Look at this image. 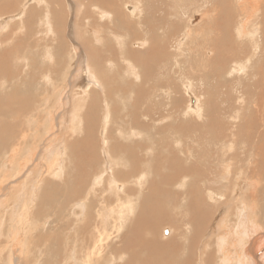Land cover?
Returning <instances> with one entry per match:
<instances>
[{"label":"rangeland","instance_id":"374dc122","mask_svg":"<svg viewBox=\"0 0 264 264\" xmlns=\"http://www.w3.org/2000/svg\"><path fill=\"white\" fill-rule=\"evenodd\" d=\"M101 1L102 0H100V1L99 0H97V1L96 0H4V1L0 0V16H1L0 17V25L2 26V28L0 27V30L6 31V28L8 26L6 32L3 31V34H2V32H0V37H1L0 38V66H1L0 67V75H1L0 76V88L3 87V88H1V91H0V111H2V112H0V114H1L0 115V124H1L0 125V133L5 134V132H7L5 135L0 134V144L3 145V146L0 145V147H2V149L0 148V179H2L0 181V185H2V188L0 187V196L2 197V199L0 198L1 199L0 200V202H1L0 203V249H1L0 253H3V254H0V264H5L8 261V256H9L8 250H10V247H15L14 250L16 251V254H19L18 250H17V248L19 247V244L17 245L16 244L17 242H16L14 246L10 245L11 244L10 242L12 240V235H10V234H14L16 232H17V234L19 233L18 235H20L24 241L25 240L27 241V242H24V246H23L25 249H27V252L23 248V251L25 250L23 252V253H25L24 256H23V254H21V256L19 257L18 263H14V264H35V260H36V264H42V263L43 264H49V262L47 260H49L50 262H53L56 259H57V262L56 263L53 262L54 264H59V263L68 264L70 262L72 264L74 262H75L74 264H77L80 262L81 263L83 262L82 264H86V261H83L84 259L82 260L85 253L82 252L83 248L80 249V245H78L79 242L77 240H79V235H77V234L80 233V231L78 232V230L82 229V227H80L81 223H83V224L86 223V214L90 215V218L95 217V210L97 208V205L100 202V200L102 199V197L104 198L103 190L101 192H97L95 190V187H96V189H99L103 185L102 183L97 185L96 183L97 182L99 183L100 181H97L95 183V181H96L95 178L97 177V175H100L99 173H101V174L106 175V176L101 177V179H99V180H108L110 177H113L117 181H120L122 184L125 181L124 179L117 177L116 175L113 174L116 170L115 169L116 166H115V168H113L112 162H111V166H110L111 168L107 167L108 170H110V169L111 170L109 172H107V174H106V172H105L106 167H104V164L102 163L103 162V150H102V148H104L102 146H103L104 141H106L107 142L106 145L108 146V149H109L111 147V145H115L116 142H120L122 135L127 134L129 132V130H131V129L138 131L140 134H135V131H132L131 133L129 132V134H131V140L126 141L125 143H129L131 141H134L137 138L135 140V143L131 144V145H135V144L140 145L141 144L140 141L145 140L147 142V144L149 145V148H151V152H148L146 154H139V157L136 156L137 152L139 150L136 151L137 149H135L136 155H135L134 160H135V163H137V164L134 166V169L137 168V170H135V171H137V173L138 172L139 173L144 172L145 176H147L148 173H146V172H149L147 170L149 165L156 168V166L161 161L160 167L163 166L165 168V170L163 167L162 168L159 167V169H157V170L160 172V174H158L159 172L157 170L156 171L158 173L155 171L157 173V176H161V174H164L165 176L169 175V176H172L174 178L177 177L178 176L177 173L179 172V168H178L179 164H177V167H176V165H174V167L176 168V169L174 168L176 170L175 171L174 169H172L173 167L171 168L172 170L169 168V166H168L169 163H168V161H166V159H168L167 158L168 155L171 159L176 160L178 157V154L176 155V153L182 152L180 149H179V151H177V150L175 151V149L169 147V145H168L169 142L171 143L172 139H174V138H181L182 139V145H179L175 148H179L180 146H182V147L184 146L183 148H186L185 153L183 152V153H181V155H179L180 158L181 157L183 158L188 153H190V156L188 158L189 160L187 161L188 163L184 162L186 165L187 164H188V166H192V164L193 165H200V163H201V165H200L201 167H199L201 169V171H205V170L207 171V170L212 169V172L214 173L212 181L209 182L208 193L211 194L212 197H217L218 200L213 201L209 196H207V198L205 200V204H206V202H208L206 204V206H207V211L209 212V214L205 215L202 212V209L204 206H202L198 210L197 218L199 221H201L202 225L198 229L196 236L193 234V230H192L191 226L187 225L188 227L187 228L185 227L187 229V231L189 232V234L191 235V237L193 238V240L195 239L194 240L195 244L198 242L199 246L196 249L192 250V253H190L191 250H190V252H188L187 249H185V247L183 245H180L179 249L181 251H184L183 259H185L187 257L191 261L192 264H197V262L195 263L194 260L197 259L198 262L201 261V259H199V256H202L201 255L203 253L202 251H204V249H205L206 253L208 251L207 254L205 253L202 256V259L206 260L205 264H211V263L212 264H264V241H263L264 236L261 237L260 240L259 239L256 240L257 241V243L255 245V248L257 249L256 251L253 250L251 252H245V248L248 249V247H249L248 243L247 242L245 243V241H244V244L247 245V247L243 243H242L243 245L241 244L242 246L241 245L238 246L239 244H236L237 243L236 240L239 238V236H237V234H235L234 230H233L235 224H237L238 217L241 216V213H244L245 218H248V220L250 222L253 219L252 221L254 222L255 225L263 226L261 228L262 231L259 228L258 231L253 233L254 234V235H252L253 238L254 239L258 238V236H259L258 234L262 235V233H264V161L261 162V160H264V138H261L262 136L264 137V107H263L264 106V102H263L264 98H261L262 103L259 102L260 104L258 106V104H257L258 100L254 96H252V92H254L256 89L255 85L251 86V90L247 94L243 93V92H246V90H244L243 92L240 91L241 90V87H240L241 83H243L245 80H246L245 81V83H246L250 79L249 77L251 76V71L256 70V67H255V69H253L249 72V70H250L249 68L253 67L250 65L252 60H250L248 58V56H244V54L242 53L243 47H239V45H241V43L239 42V44H238L237 40L233 39V37L230 38V35L227 34V33H230L232 31L231 30L233 27L232 25L233 24L235 25L237 23V20H239L238 19L239 14L243 13L241 16V18L243 19L245 17L244 13L247 10H249V5H251V3H253L254 1H258V0H254L253 2H252V0L251 1L248 0L249 2L247 0H230V1L229 0H213V2H212V0H209L208 4L206 6L204 3L202 4V6L196 2L191 3V0H163L164 1V4H163L164 10L160 6V8H159L160 10H158V12H155V9H153V8H156L158 6L157 0L156 1L155 0H149V1L143 0V2L141 0H138V2L136 0H132V1L126 0L127 2L125 0H120L119 3H117L118 0H117V2H112V0H105V2H103L104 0L102 2ZM152 1L154 3H152ZM229 2H231V3H229ZM236 2H237V4H236ZM105 3H107V4H105ZM110 3L118 4V10H120V11L117 12L116 5L113 6L114 4L110 5ZM185 4H186V6H185ZM82 5H84V6H82ZM105 5H107V6H105ZM127 5H129V6H127ZM262 5H264V4H262ZM176 6H177V8H180V13L177 16L173 14V11H174ZM245 7H246V9H245ZM240 8H241V10H240ZM113 9L114 10L116 9L115 14L112 12V11H114ZM133 9H134V11H136V12L138 11V12L134 13ZM141 9H143L142 10L143 12L140 11ZM124 10H126L129 15L125 14L126 11H124ZM177 10H179V9H177ZM149 12H150V14H149ZM161 12H162V14H160ZM20 13L22 16L20 15ZM58 13H59V15H58ZM108 13H113V15H114V22L110 23V26L106 24V22L109 20V18L106 17V16H108ZM118 13H120L121 16ZM13 14H14V16H13ZM132 14H135L136 16L134 15V17H132L133 16ZM56 15H57V17H56ZM123 15H125V16H123ZM126 15L129 17H127ZM155 15H157V16H155ZM9 16H10V18H9ZM102 16H104V17H102ZM102 18H103V20H102ZM128 19H129V21H128ZM130 19H131V21H130ZM242 19H240V21ZM120 20L122 23L124 20H125V22L122 24L120 22ZM138 20H140V22H138ZM149 20H150V23H149ZM7 21L10 22V24ZM147 21H148V23H147ZM49 22H50V24H49ZM7 23L9 25H7ZM3 25H6V26H3ZM50 25L52 28L50 27ZM125 25H127V26H125ZM15 26H17V27L15 28ZM21 26H23V27H21ZM53 26H54V28H53ZM64 26H65V28H64ZM75 26H76V28H75ZM48 27H50L49 31L47 30ZM14 28L15 29L18 28V30H15ZM228 28H230V29H228ZM27 29H29V30H27ZM53 29H56V31ZM105 30H107L108 32L106 31V33L104 34ZM226 30H228V31H226ZM188 31L189 32L191 31V33H189ZM115 32H117V33H115ZM7 33H9V34H7ZM45 33H46V35H45ZM54 33H56L57 35ZM110 33H111V35H109ZM47 34H49V36ZM187 34L188 35L191 34V36H188ZM117 35H119V36H117ZM120 35H122L123 37ZM221 35L223 36V38ZM7 36H9V38ZM43 36H45L44 37L45 40L43 39ZM106 36H108V37H106ZM231 36H232V32H231ZM114 37L117 39H115ZM54 38H55V41L51 40ZM56 38L59 39L60 41L57 40ZM82 38L83 39L86 38L90 42L84 43ZM106 38H108V39L106 40ZM109 38L111 40H109ZM156 38H157V41H156ZM9 39H11V40H9ZM38 39H39V42H37ZM76 39H77V42H76ZM91 39H93V41ZM150 39H152V40H150ZM193 39L194 40L197 39L195 42H198V43H195V42L191 43V42H193L192 41ZM95 40H96V42H94ZM147 41H149V42H147ZM108 42H110L109 44L112 43L111 44L112 49H108L109 51L106 50V52L107 51L110 52V56L108 58L112 59L113 61L116 60V63L119 64V65L116 64L115 67L113 66L115 71H111L110 73H111V75L116 74L118 76L117 77L115 75V83H117L120 80L118 82L119 83L118 84L119 86L117 88L118 90L117 89L115 91L109 90L111 97L114 96L116 99V100L111 102V103H113V105L109 106V108L110 107L112 108V109L110 108L111 110L109 108L107 109V107H105V103L103 101L105 94L103 92H101L99 95H96L93 92V91H95V89L99 90L101 85H97L94 82H88L87 88H86V89H88V92H86L88 94L87 95L83 89L79 88L81 86H80L78 80H77V82L75 81V77H77V75L79 74L78 69L85 64L86 60L87 61L89 60L91 67H93V68L95 67L94 68L95 70L93 68H91L92 71L91 70H89V71L92 73L93 72L99 73V71H96V62H98V64L100 62V64H99V66H100L101 62H102L101 56H103V54H104V52L99 51V50H102V47H100V45L108 44ZM118 42L122 43V44L118 45L119 44ZM137 42H139L141 44L137 45L136 44ZM143 42H146V43L143 44ZM151 42L156 43V44H152ZM160 42H163V45L161 47H165V49L168 51L166 56L164 53H162L163 57L160 55V53L162 52V49H160L159 47L157 48L158 45L160 46ZM204 42L207 43L206 44L207 46H205ZM58 43H59V45L62 43V46L60 45L61 46L60 47L59 45H57ZM76 43L79 44L81 47L79 45H77V46H79L80 48L77 47ZM150 43H151V45H150ZM157 43H159V44H157ZM229 44H231V45H229ZM1 45H2V47H1ZM86 45H88L90 52L85 51ZM154 45L156 46L155 49H154ZM221 46L223 48L224 47L225 48L223 49ZM58 47H60V49ZM151 47H153V48H151ZM185 47H187V49H188V47H190L192 50L195 49V50L199 51L197 54V63L189 61V63L186 64V63H183L181 61L180 58H184L185 55H183L181 57V55L179 53L182 51V49H185ZM93 48H95V49H93ZM120 48H121V50H120ZM239 48H241V49H239ZM115 49H116V51H115ZM201 49L204 51L202 53V55L204 54L203 55L204 57L200 54L202 52ZM96 50H98L99 52ZM146 51L147 52L149 51V52L147 53ZM205 51L209 55H210V53H213V54H211L210 57H209V55L206 56ZM96 52H97V54H96ZM108 52H107V55H109ZM112 52L114 54H112ZM72 53H73V55H72ZM219 53H220V60H219ZM93 54L95 55L94 60L92 58ZM50 55H51V57H50ZM80 55L85 56V59H82L81 61H79V59H81V57H82V56L79 57ZM88 55H91L90 56L91 58ZM19 56L21 57V60H19L20 59ZM9 57H10V59H9ZM52 57H54V58H52ZM215 57H216V59H214ZM126 58L128 59V61ZM201 58H204L205 61L204 60L202 61ZM239 58H242L243 59L242 62L243 61L246 62L245 64H247V65H242ZM246 58H248V60ZM48 59H49V61H48ZM198 59L199 60L201 59V60L199 61ZM210 59H212V60H210ZM131 60H132V63L134 62L133 64H131ZM176 60H179L183 64H186L185 66L182 67V73L180 71H176V63H175ZM12 61H13V63H12ZM209 61H210V63H209ZM247 62L250 64H248ZM11 64L13 66H14V64H16V65H15V67H13ZM69 64L71 65V67L69 66ZM235 64H237V66ZM253 64H254V62H253ZM263 64H264V61H263L262 65H258V67L260 68V70H259L260 72H262L264 69ZM255 65H257V64L255 63ZM116 66H117L119 72H121L123 74L116 71V69H117ZM158 66L160 67V70H158L159 69ZM242 66H243V68H242ZM247 66H250V67L247 68ZM4 67H5V69H4ZM109 67H111V66H108V68ZM134 67L136 69H134ZM212 67H213V69H212ZM85 68L87 69L88 67H85ZM123 68L127 69V70H124ZM129 68L130 69L132 68V70L134 69L136 71L133 72ZM231 68L234 69V71L232 70L233 72H231ZM70 69H72V70L70 71ZM228 69H229V71H228ZM237 69H240V71ZM246 69H247V71H246ZM212 70H213V72H212ZM41 71L44 73L40 74ZM48 71L50 72V74ZM64 71L65 72L68 71V72L64 73ZM127 72H129L128 73L129 76H128ZM228 72H229V75H228ZM230 72L234 75V77L232 74L230 75ZM245 72H247V73L249 72L247 76H246L247 73L245 74ZM211 73H214L211 76L215 78V81L211 80V78H212L210 76ZM238 73H241V74L239 75ZM47 74H49L48 75L49 77L47 76ZM67 74H68V76H66ZM94 74H96V73H94ZM40 76H41V78H40ZM44 76L48 77V80H51V81L46 80L47 78ZM203 76H205L207 80H203V78H204ZM245 76L247 78H245ZM37 77H39V78H37ZM50 77H52V78L49 79ZM68 77H69V81L73 83V85H71L72 87L67 85L68 82H67V84L65 83L66 79ZM57 78H60V80L61 79H63V80L60 81ZM216 78L217 79L219 78L220 80L217 81ZM243 78H245V79H243ZM39 79H41L43 81H41ZM90 79L91 78H89V80ZM97 79L99 80L98 77H97ZM98 80H96V78L93 79V81H98ZM224 80H225V82H224ZM1 81H2V84H1ZM6 81L8 83H6ZM33 81H35V82H33ZM234 81H235V83H234ZM10 82H11V84H10ZM130 82L134 85H132ZM138 82H139V84H138ZM216 82H218V83H216ZM220 82L221 83L222 82L229 83V84L231 82L232 85L235 84V86H236L235 87L236 90H235V88L233 89L235 91L232 92L233 94L231 96V98H233V101L230 102V104L233 103V104H231V106H232L231 109H229L227 107V105L229 103L227 102V100L224 96H219V95L217 96V94H220L219 89L221 90V88L218 89L219 86L217 85ZM47 83L50 84V86ZM51 83L52 84L54 83L56 85V87H55V85H52ZM112 83H114V81H112ZM93 84H95V85L93 86ZM9 85H12L13 88H11L12 86H9ZM57 85H61V86L58 87ZM136 85H138V86H136ZM213 85L214 86L216 85L215 87H217V89L216 88L214 89ZM14 86L17 87V89H15L16 91L20 89L18 91L19 93L15 92ZM133 86H135V87H133ZM230 86H231V84H230ZM5 87H6V89L4 92L3 89ZM47 87H50L51 89L50 88L48 89ZM63 87L64 88L68 87V89L65 91H62ZM252 87H253V89H252ZM7 88H8V90H7ZM59 88H61V89H59ZM89 88H91L92 90ZM209 88H210V92L208 91ZM134 89H135V91H133ZM6 90H7V92H6ZM51 90H53V91H51ZM27 91H28V93H27ZM47 91H49V92H47ZM147 91H151V93L147 97V99L152 98L151 100H149V103L151 105H154L156 102H159V101L162 102V108L159 109L157 112H155L152 115H148V114L143 113L139 107L136 108L138 106L140 100L141 101L146 100L145 97L147 95L146 94ZM20 92H21V94H20ZM207 92H209L211 95L209 96V93H207ZM263 92H264V89H263ZM29 93H31V94H29ZM89 93L90 94L93 93L92 94L93 97ZM26 95L29 97V98L28 97L27 98L30 100L26 99ZM43 96H44V98L42 99ZM192 96H194L197 100V102H195L196 106L192 105V103H193L192 102ZM1 97H3V98H1ZM4 97L6 100L4 99ZM10 97H14V98L17 97L12 102V103H16V107H18L17 111L15 113L10 110L11 107L7 106V100ZM23 97L26 99V101H28V103L26 101H23V99H24ZM141 97H143V99ZM172 97L176 98V100H177L176 104H173ZM197 98H199V99H197ZM217 98H219L218 102L216 101ZM32 99H33V103H31ZM113 99L114 98H112V100ZM77 100L79 102H77ZM208 100H210L212 105H213V101L217 102L216 106H213V107L211 106L212 107V113L210 111L209 106L207 105ZM22 101H23V103H22ZM51 101H52V103H51ZM97 101H98V104L96 103ZM146 101H148V100H146ZM193 101H194V99H193ZM43 102H45V103H43ZM76 103H77V105H76ZM133 103H135V105ZM143 103H142V105L145 106L146 102H143ZM24 105H26L27 107ZM89 105H91V106H89ZM6 106L8 109L6 108ZM19 106H20V109H19ZM38 106L40 108H38ZM217 106H218V108H217ZM191 107H193V108L191 109ZM75 108L76 109L78 108V109L75 110ZM81 109H83V111ZM27 110L29 112H27ZM188 110L191 111V113ZM76 111H78V112H76ZM136 111L139 112V114H140L139 119L137 121L135 120V118L133 116V114ZM72 112H74V113L71 114ZM182 112H184V113L187 112L188 114L187 113L183 114ZM39 113H41V115ZM69 113H70V115H68ZM75 113H77L76 114V120H73V119H75V117H73V116H75L74 115ZM170 113H173L174 117L173 116L170 117L168 115ZM179 113H181V114H179ZM11 114H13V116H11ZM17 114L18 115L20 114V116H18ZM86 114H88V115L86 116ZM234 114L237 117H234ZM33 115L35 116L36 121H35V118L33 117ZM6 116H7V118H5ZM10 116H11V118H10ZM41 116L43 118H41ZM90 116H92V117H90ZM100 116H101V119H100ZM111 116H112V119H111ZM196 116H197V118H196ZM52 117H53V119H52ZM55 117H57V119ZM40 118L43 120L42 121L43 124L40 122L41 121V120H39ZM94 118H96L97 120L96 119L94 120ZM211 118H213L215 121H217L219 123V125L216 122L210 123ZM16 119H17V121H15ZM37 119L39 120V122ZM83 119H85V120H83ZM111 120H112V122H111ZM1 121H3L2 122L3 124L1 123ZM7 121H9L10 124ZM50 121L52 124L50 123ZM72 121H74V122H72ZM180 121L183 123H190L191 122L190 124L193 127H190V125L187 124V125H184V127L181 126L180 129L183 127V129L186 128V130L188 129L187 131H190L192 128H195V130L197 131V135H199V133H201L203 135L202 139L201 138L199 139L200 142L199 141H197L198 143L196 141L195 142H184L182 135H181V132L179 130ZM192 121L197 122L199 127H197V126L194 127ZM227 121H231L234 124H239L240 122H242L243 127H235L233 133H232V131H233V129H232L229 131V134H224V127H226ZM30 122H31V124H30ZM36 122H38V123H36ZM75 122H77V123H75ZM246 122H248V123H246ZM39 123H40V125H39ZM53 123H55V124H53ZM68 123H70V124H68ZM252 123H254V125ZM15 124H16V126H15ZM102 124H104V125H102ZM211 124H213V126H211ZM251 124H252V126H251ZM23 125H26V128H28V129H26L25 126H23ZM75 125L76 126L78 125V127H76ZM164 125H166V127L168 129H166L164 131H158L159 127H164ZM2 126L6 127V128H3ZM20 126L21 127L23 126V128H21L22 130L20 129ZM17 127L20 129V131L18 130ZM63 127H64V129H63ZM10 129H12L13 132ZM114 129L115 130L119 129V131L121 132L122 135L119 134L118 130L115 131ZM198 129H200V130L198 131ZM251 129L253 132L251 131ZM177 130H179V131H177ZM208 130H210L209 136H208ZM101 131L103 132V134ZM260 132H261V136L259 138H261L262 141H259L258 147L255 148V150L257 149L258 151L257 150L255 151L254 147H256V144L254 142L256 140V136H254V134L255 133L259 134ZM8 133H10V134H8ZM13 133L14 134L17 133L19 136L17 137ZM23 133H25V135ZM7 134L11 138H9V136H7ZM104 134H106V135H104ZM110 134H112V136H110L111 138L107 137ZM249 134H251L250 137H252V138H249ZM132 135H136V136H132ZM4 136L6 138H4ZM104 136H105V138H104ZM27 137H28V139H27ZM241 138H243V140ZM245 138H246V141H245ZM225 139H227L228 142H226ZM20 140L22 141V143L24 142V144L25 143L26 144L22 145V143H19V142H21ZM44 141H45V144H43ZM110 141H111V143L112 142L113 143L110 144ZM10 142L12 145L10 144ZM27 142L30 144H28ZM239 142H241V143H239ZM3 143H5V144H3ZM7 143H9L11 146H9V145L7 146L6 145ZM17 143H19V144H17ZM42 144H43V146H42ZM16 145H18V147ZM163 145H166V147L163 148L164 147ZM241 145H242V147H241ZM21 146H23V147H21ZM160 146H161V148H160ZM3 147L6 149V151H4L5 149ZM11 147H13V149H11ZM16 147L17 148L20 147V148L17 149ZM48 147H49V149H48ZM168 147H169V149H168ZM99 148H101V149H99ZM243 148L246 150L244 151ZM10 149L13 152H11ZM15 149L19 150L18 151L19 154L17 153V151ZM113 149L115 150L116 148L113 146ZM29 150H30V152H29ZM259 150H261V151H259ZM3 151L5 153L7 152V154H5ZM168 151L170 153H168ZM254 151L255 152H261V153H259L258 159L254 155H251L252 153H254ZM10 152H11V155H10ZM51 152L54 156L51 154ZM172 152H173V156L171 154ZM246 152H247V154H246ZM249 152H250L249 155H251V156L248 155ZM12 153L14 154V156L12 155ZM35 153H36V155H35ZM154 153H155L156 157L154 156ZM20 154H22V155H20ZM31 154H32V156H30ZM61 154H62V156H61ZM164 154H165L166 158L164 156H162ZM182 154H184V155H182ZM233 154L234 155L237 154L240 157L242 155L244 156V157L242 156L243 157L242 161H244V162L239 161V159H237L238 163L235 164V167H237V166L240 167L241 173H243V174L238 173L237 171L233 170L236 174L234 172H232V175H229V171L227 170V164L231 160V158H229L228 156L233 155ZM28 155H29V160H31V161L28 160ZM144 155H145V158L143 157ZM36 156L38 157V159ZM55 156H56V163H55V167H53V168L54 169L56 168L57 174H52L53 176L50 175V177H49V174H51V173H45L44 174V173H41L42 171L40 172V170H37V169L41 168V165H40L41 160H43V159L45 161L51 160V159H54L53 157H55ZM24 157H27V159ZM39 157H41V158H39ZM57 157L59 158V160H57ZM147 157L149 160H151V162L147 159ZM60 158H62V159H60ZM153 158H154V160H153ZM160 158H163L165 160L163 161ZM11 159H12V161H11ZM20 159H22L23 161L26 160L27 162L25 163ZM108 159H109L108 162H110V160H111L110 156H108ZM140 159L142 160V162L145 160H147V161L142 163L140 161ZM159 159H160V161H158ZM155 160L157 163L155 162ZM60 161L61 162L64 161V162L61 163ZM11 162H13V163H11ZM42 162L43 161H41V163ZM138 162H139V165H138ZM189 162H190V165H189ZM28 164L31 166H29ZM33 164H34V166H32ZM140 164H141V166H140ZM259 164H261L262 166ZM22 165H23V169H22ZM27 165L29 166L28 169H30V170H28L26 168V167H28ZM243 165H246V167H247L246 172H244ZM24 166H26V167H24ZM34 167H36V168H34ZM117 167H119V166H117ZM31 169H33V170H31ZM58 169H60V170H58ZM191 169L194 170V168H191ZM21 171L24 172L26 175L22 174ZM67 171H69L70 173H68ZM161 171H162V173H161ZM164 171H165V173H164ZM172 171H173V173H172ZM255 171H256V173H255ZM36 172L39 173L40 175L39 176H38V174L34 175V174H36ZM152 172L153 171H151L150 174ZM155 172H153L151 175H155L156 174ZM60 173H61L62 177L60 176ZM167 173H169V174H167ZM119 174H121V173H119ZM144 174H142V175L139 174V176L141 175L144 178L145 177ZM68 175H70V176H68ZM164 175H162V176H164ZM235 175H238L236 177V180L233 179V176H235ZM15 176H16V178H15ZM67 176L70 179V181H69V179H67ZM188 176H191V174H189ZM47 177H49V178H47ZM51 177L54 179H52ZM32 178H33V180H32ZM43 178H45V179H43ZM73 178H75L76 180L78 179L77 182ZM92 178H94V179H92ZM258 178H260V179H258ZM12 179L16 182H14ZM15 179H17V180H15ZM47 179H48V181H46ZM201 179H203V178H201ZM28 180H30V182ZM73 180H74V182H73ZM129 180H126L124 185L131 186V185H134L133 183L135 182L134 186L137 187L139 184V181H141V179H139L138 182L136 181L138 179H135L134 182L131 181V179H129ZM188 180L195 181L196 179L189 178ZM246 180H248V181H246ZM45 181L47 184L44 185ZM49 181H52V182L57 181V182L54 184V186L50 187V186H48ZM109 181H110V179H109ZM1 182L3 184H1ZM9 182L12 183L11 186L6 188V186L10 185ZM34 182L36 185H34ZM126 182H127V184H126ZM200 182L202 183V180ZM244 182H247V185ZM75 183H77V184H75ZM80 183H81V185H80ZM204 183H208V182L204 181ZM252 183H253V185H252ZM89 186H90V188H89ZM28 187H30V188H28ZM39 187H41V188H39ZM92 187H94V188L92 189ZM124 187H122L121 189H117L115 187L117 189L116 191H118L119 195H124V191H122V189ZM27 189H29V190H27ZM30 189H32V190H30ZM69 193H72V194H69ZM221 193L225 194L226 196H227V193L229 194L227 199H226V202L224 201V199L221 198V195H220ZM256 193L258 194L257 196H256ZM94 194L96 195V198H93V200H92V195H94ZM97 194H98L99 199H97ZM100 195H101V197H100ZM253 195H255V196H253ZM27 196H28V198H26ZM185 197L187 198V194H185ZM24 198H26L25 200H26L27 204H25L26 202L24 203V201H25ZM79 199L82 201V204L85 208L82 209L81 207L78 206V203L80 202ZM31 201L33 203L35 202L36 204L35 203L33 204ZM3 202H4V204H3ZM21 202H23L24 204ZM91 203H93V204L91 205ZM13 204L16 206V208ZM64 204L66 205V207ZM75 204H76V206H75ZM30 205L32 206V208H30L31 207ZM134 207H136V204H134ZM18 208H20V209L18 210ZM38 208H39V210H41V212L37 211ZM21 209H23V211ZM92 209H93V211H92ZM32 210H34V211H32ZM44 210H46V211H44ZM213 210H214V212H213ZM68 211H69V213H68ZM256 211H257V213H256ZM73 212H74V214H73ZM247 212H249V213H247ZM28 213H29V216H28ZM41 213H43L44 215H41ZM101 213L102 212H100V214ZM261 213H262V215H261ZM35 214H36V216H35ZM77 214H79V215H77ZM252 215H254V216L251 219ZM258 215H259V218H258ZM24 216H25V218H24ZM44 216H46V217H44ZM256 216H257V218H255ZM22 217L24 218V220H22L23 219ZM66 217L68 219V222H67ZM26 218H28V220ZM79 218H80V220H79ZM39 219H41V221ZM58 219L60 220V222ZM31 220L32 221L35 220V222L34 221L30 222ZM198 220H197V228H198V223H199ZM220 220H221V222H220ZM259 220L261 221V223ZM37 221H39V222H37ZM20 222H22L23 225H21ZM29 222L33 223V224H30ZM159 222H161V219ZM217 222H218V224H217ZM25 223H27V224H25ZM34 223H35V225H34ZM28 224H30V225H28ZM17 225H18V227H17ZM26 225H28L27 226L28 228L26 227ZM31 225L36 226L35 228L37 231ZM37 225L40 227L39 230H38ZM72 225H73V227H71ZM78 225H79V227H78ZM214 225H215V227H214ZM41 226H44V227L41 228ZM13 227H15V228H13ZM23 227L24 228L26 227L25 229L26 230L28 229V230L25 231L23 229ZM9 228H10V230H9ZM18 228H20V230ZM33 228H34V231H32ZM67 228H68V230H67ZM171 228H173V227H171L169 219L166 222H161V223L157 224V230L159 232V236L168 237L171 234ZM74 229H76L75 232H74ZM166 229H168V230L170 229L169 232L166 233L164 231ZM113 230L121 236L124 233V230H118L116 228H114ZM228 230H230V231H228ZM7 232H9L10 234ZM69 236H70V239L67 238ZM73 237H76L77 240ZM217 238L219 241H222V247L221 248H218L217 246H215L216 242H217ZM123 239L124 238L122 237V240ZM230 239H232V240H230ZM261 239L263 242H261ZM120 240H121V238L119 239V241ZM233 242H234L235 246H234ZM70 243L71 244L75 243L77 245V247H76L77 250L75 251V249H73V251L68 253V257L67 256L65 257L64 256V252L66 250L65 247H67V245H69ZM52 244H53V246H52ZM118 244H119V242H118ZM203 247H207V248H203ZM58 249H60V250L57 251ZM214 249H215L216 253H214ZM212 250H213V252H212ZM77 251H78V253H77ZM55 253H56L57 258H55V260H54L53 257L55 255ZM57 253L62 255V256H60V255L58 256ZM198 253H199V255H198ZM73 254H75V255H73ZM214 254H216V255H214ZM4 255H6V256H4ZM104 255H106V253H104L103 255H101L99 257H96V259L94 258V260H96V261L102 260L103 264L107 260L111 264L112 263L113 264H118V263L119 264H126V256H121L120 258L117 256L109 257L111 260L113 259L111 262V261H109L110 259L108 258V256H104ZM235 255H237V256H235ZM70 256H71V258H70ZM74 256L77 257V259ZM241 256L245 257L244 260H241L242 259ZM2 257L4 260L2 259ZM6 257H7V260H6ZM21 257H24V258H21ZM61 257H62V259H61ZM240 257H241V259H239ZM72 258H73V260H75V259L76 260L74 262H72L73 261ZM80 258L82 261L80 260ZM118 258H119V260H118ZM193 258H195V259H193ZM223 258L225 260H223ZM252 258H253V260H252ZM25 259H28V260H25ZM58 260L61 262H58ZM239 260L241 262H239ZM110 263L106 262V264H110ZM7 264H8V262H7ZM96 264H101V263L96 262Z\"/></svg>","mask_w":264,"mask_h":264},{"label":"bare ground","instance_id":"6f19581e","mask_svg":"<svg viewBox=\"0 0 264 264\" xmlns=\"http://www.w3.org/2000/svg\"><path fill=\"white\" fill-rule=\"evenodd\" d=\"M4 1V0H3ZM97 1V0H96ZM100 1V0H99ZM103 1V0H102ZM101 1V2H102ZM126 1V0H125ZM132 1V0H131ZM137 2H138V0H136ZM142 2H143V0H141ZM147 1V0H146ZM149 1V0H148ZM156 1V0H155ZM158 1V6L156 7V8H153V9H155V12H158V10H160L159 8H160V6L163 8V4H164V1L163 0H157ZM230 1V0H229ZM248 1V0H247ZM251 1V0H250ZM254 0H252V2H253ZM103 2H105V0L103 1ZM109 2V1H108ZM111 2V1H110ZM112 2H117V0H112ZM120 2V0H118V2L117 3H119ZM122 2V1H121ZM127 2V1H126ZM130 2V1H129ZM134 2V1H133ZM198 3L199 5H201L202 6V4L204 3L205 4V6L208 4V2H209V0H191V3ZM212 2H213V0H212ZM240 2V1H239ZM238 2V3H239ZM244 2V1H243ZM249 2V1H248ZM124 3V2H123ZM152 3H154L153 1H152ZM187 3V2H186ZM229 3H231V2H229ZM235 3V2H234ZM84 4V3H83ZM105 4H107V3H105ZM112 3H110V5H111ZM114 4V5H113ZM112 5L113 6H115L116 5V7H117V12H119L120 10H118V4H116V3H113ZM125 4V3H124ZM143 4V3H142ZM236 4H237V2H236ZM246 4V3H245ZM262 4H264V0H258V1H254L253 3H251V5H249V10H247L245 13H244V18L242 19L241 18V16H242V14L243 13H241V14H239V20H237V23L234 25H232L233 27H232V36H231V32L230 33H227V34H229L230 35V38H232L233 37V39H235V40H237V43L239 44V42L241 43V45H239V47H243L242 49H243V54H244V56H248V58L250 59V60H252V62H251V64L250 63H248V64H250L251 66H253L252 68L250 67V66H247V68H249L250 70H249V72L251 71V70H253V69H255V67H256V70H253V71H251V76L249 77L250 79L245 83V81L243 82V83H241V90L240 91H244V90H246V92H243L244 94H247V93H249L250 92V90H251V86L252 85H255L256 86V89H255V91L254 92H252V96H254L257 100H258V106H259V104L260 103H262L261 102V98H264V92H263V89H264V69H263V71L262 72H260L259 70H260V68L258 67V65H262V63H263V61H264V5H262ZM109 5V4H108ZM122 5V4H121ZM139 5V4H138ZM239 5V4H238ZM3 6V5H2ZM82 6H84V5H82ZM105 6H107V5H105ZM127 6H129V5H127ZM154 6V5H153ZM152 6V7H153ZM185 6H186V4H185ZM237 6V5H236ZM243 6V5H242ZM115 7V8H116ZM132 7V6H131ZM75 8V7H74ZM111 8V7H110ZM151 8V7H150ZM67 9V8H66ZM96 9V8H95ZM98 9V8H97ZM109 9V8H108ZM121 9V8H120ZM177 9H179V10H177ZM245 9H246V7H245ZM89 10V9H88ZM101 10V9H100ZM110 10V9H109ZM114 10V9H113ZM116 10V9H115ZM112 11L114 14L116 13V11ZM122 10V9H121ZM136 10V9H135ZM143 9H141L140 11H142ZM163 10H164V8H163ZM240 10H241V8H240ZM239 10V11H240ZM21 11V10H20ZM23 11V10H22ZM62 11V10H61ZM103 11V10H102ZM101 11V12H102ZM124 11H126V10H124ZM133 11H134V9H133ZM238 11V10H237ZM24 12V11H23ZM123 12V11H122ZM136 11H134V13H135ZM138 12V11H137ZM136 12V13H137ZM143 12V11H142ZM209 12V11H208ZM242 12V11H241ZM25 13V12H24ZM54 13V12H53ZM104 13V12H103ZM102 13V14H103ZM107 13V12H106ZM113 13H108V16H106L107 18H109V20L106 22V24L107 25H109L110 26V23H113L114 22V15H113ZM153 13V12H152ZM179 13H180V8H177V6L175 7V9H174V11H173V14L174 15H179ZM210 13V12H209ZM237 13V12H236ZM23 14V13H22ZM57 14V13H56ZM61 14V13H60ZM101 14V13H100ZM118 14H120V13H118ZM125 14H128L127 13V11H126V13ZM149 14H150V12H149ZM160 14H162V12L160 13ZM238 14V13H237ZM20 15H21V13H20ZM19 15V16H20ZM54 15V14H53ZM52 15V16H53ZM58 15H59V13H58ZM129 15V14H128ZM133 15V16H132ZM131 16L132 17H134V15L135 14H132ZM139 15V14H138ZM137 15V16H138ZM13 16H14V14H13ZM22 16V15H21ZM72 16V15H71ZM105 16V15H104ZM104 16H102V17H104ZM120 16H121V14H120ZM123 16H125V15H123ZM127 16V15H126ZM136 16V15H135ZM155 16H157V15H155ZM1 17V16H0ZM56 17H57V15H56ZM116 17V16H115ZM127 17H129V16H127ZM229 17V16H228ZM9 18H10V16H9ZM50 18V17H49ZM101 18V17H100ZM137 18V17H136ZM140 18V17H139ZM145 18V17H144ZM237 18V17H236ZM4 19V18H3ZM56 19V18H55ZM105 19V18H104ZM132 19V18H131ZM131 19H130V21H131ZM152 19V18H151ZM162 19V18H161ZM240 19H242L241 21H240ZM2 20V19H1ZM49 20V19H48ZM47 20V21H48ZM53 20V19H52ZM63 20V19H62ZM102 20H103V18H102ZM126 20V19H125ZM125 20L123 21V23L125 22ZM5 21V20H4ZM9 21V20H8ZM7 21V22H8ZM51 21V20H50ZM128 21H129V19H128ZM133 21V20H132ZM239 21V22H238ZM6 22V21H5ZM4 22V23H5ZM120 22H121V20H120ZM136 22V21H135ZM138 22H140V20H138ZM231 22V21H230ZM3 23V22H2ZM9 24H10V22H8ZM7 23V25H9ZM25 23V22H24ZM122 23V22H121ZM122 23V24H123ZM147 23H148V21H147ZM149 23H150V20H149ZM153 23V22H152ZM49 24H50V22H49ZM74 24V23H73ZM127 24V23H126ZM129 24V23H128ZM13 25V24H12ZM28 25V24H27ZM143 25V24H142ZM3 26H6V25H3ZM36 26V25H35ZM125 26H127V25H125ZM129 26V25H128ZM0 27L2 28V26L0 25ZM17 26H15V28H16ZM21 27H23V26H21ZM50 27H51V25H50ZM50 27H48L47 28V30L49 31L50 29ZM62 27V26H61ZM120 27V26H119ZM224 27V26H223ZM7 28H8V26H7ZM7 28H6V31H7ZM13 28V27H12ZM14 28V29H15ZM29 28V27H28ZM52 28V27H51ZM53 28H54V26H53ZM64 28H65V26H64ZM75 28H76V26H75ZM140 28V27H139ZM175 28V27H174ZM198 29V28H197ZM227 29V28H226ZM228 29H230V28H228ZM15 30H18V28L17 29H15ZM27 30H29V29H27ZM53 30H55L56 31V29H53ZM52 30V31H53ZM77 30V29H76ZM120 30V29H119ZM193 30V29H192ZM222 30V29H221ZM3 31L4 30H0V32H2V34H3ZM6 31H4V32H6ZM10 31V30H9ZM12 31V30H11ZM51 31V32H52ZM54 31V32H55ZM72 31V30H71ZM106 31L107 30H105V32H104V34L106 33ZM112 31V30H111ZM226 31H228V30H226ZM230 31V30H229ZM78 32V31H77ZM108 32V31H107ZM110 32V31H109ZM189 32V31H188ZM187 32V33H188ZM214 32V31H213ZM10 33V32H9ZM9 33H7V34H9ZM33 33V32H32ZM50 33V32H49ZM115 33H117V32H115ZM189 33H191V31L189 32ZM199 33V32H198ZM5 34V33H4ZM12 34V33H11ZM17 34V33H16ZM53 34V33H52ZM54 34H56V33H54ZM98 34V33H97ZM201 34V33H200ZM45 35H46V33H45ZM48 36H49V34H47ZM57 35V34H56ZM79 35V34H78ZM109 35H111V33L109 34ZM188 35V34H187ZM215 35V34H214ZM223 35V34H222ZM221 35V36H222ZM5 36V35H4ZM51 36V35H50ZM54 36V35H53ZM65 36V35H64ZM114 36V35H113ZM117 36H119V35H117ZM116 36V37H117ZM120 36H122V35H120ZM154 36V35H153ZM188 36H191V34L190 35H188ZM202 36V35H201ZM8 38H9V36H7ZM44 37L45 36H43V39H44ZM52 37V36H51ZM79 37V36H78ZM77 37V38H78ZM84 37V36H83ZM106 37H108V36H106ZM123 37V36H122ZM229 37V36H228ZM1 38V37H0ZM40 38V37H39ZM99 38V37H98ZM115 38V37H114ZM118 38V37H117ZM117 38H115V39H117ZM154 38V37H153ZM152 38V39H153ZM221 38V37H220ZM222 38H223V36H222ZM225 38V37H224ZM15 39V38H14ZM57 39V38H56ZM79 39V38H78ZM83 39V38H82ZM108 38H106V40H107ZM120 39V38H119ZM152 39H150V40H152ZM195 39V38H194ZM192 40L193 42H191V43H194L196 40ZM5 40V39H4ZM9 40H11V39H9ZM45 40V39H44ZM51 40H54L55 41V38L54 39H51ZM57 40H59V39H57ZM92 41H93V39H91ZM102 40V39H101ZM109 40H111L110 38H109ZM114 40V39H113ZM122 40V39H121ZM143 40V39H142ZM155 40V39H154ZM7 41V40H6ZM60 41V40H59ZM58 41V42H59ZM81 41V40H80ZM83 41H84V43H89L90 41L89 40H87L86 38H84L83 39ZM91 41V42H92ZM99 41V40H98ZM97 41V42H98ZM124 41V40H123ZM156 41H157V38H156ZM228 41V40H227ZM37 42H39V39H38V41ZM62 42V41H61ZM76 42H77V39H76ZM94 42H96V40L94 41ZM106 42V41H105ZM104 42V43H105ZM117 42V41H116ZM147 42H149V41H147ZM231 42V41H230ZM10 43V42H9ZM99 43V42H98ZM107 43V42H106ZM110 42H108V44H102V45H100V47H102V50H99L100 52H104V54H103V56H101L102 58H101V60H102V62H101V65L99 66V64H100V62H99V64H98V62H96V71H99V73H97V72H90L89 70H91V68H93V67H91V65H90V62H89V60L87 61H85V64L82 66V67H80L79 69H78V71H79V74L77 75V77H75V81L77 82V80H78V82H79V84H80V86L81 87H79V88H81V89H83L84 90V92L86 93V92H88V89H86L87 88V84H88V82H94V83H96L97 85H101V87L99 88V90H96L95 89V91H93L96 95H99L101 92H103L104 94H105V96H104V103H105V107H107V109L109 108V106H111V105H113V103H111L112 101H114V100H116L115 99V97L114 96H112L111 97V95H110V91L109 90H116L117 88H118V82L120 81H118L117 83H115V75L116 74H112L111 75V71H115L114 70V68H113V66L115 67V65L116 64H118V63H116V60L115 61H113L112 59H110V58H108L109 56H110V52H108L109 50L108 49H112V46H111V44H109ZM115 43V42H114ZM119 43V42H118ZM135 43V42H134ZM146 42H143V44H145ZM152 43V42H151ZM151 43H150V45H151ZM195 43H198V42H195ZM205 43V42H204ZM224 43V42H223ZM42 44V43H41ZM122 43H119L118 45H121ZM125 44V43H124ZM137 45L139 44H141V43H139V42H137L136 43ZM149 44V43H148ZM152 44H156V43H152ZM157 44H159V43H157ZM207 43H205V46H207L206 45ZM210 44V43H209ZM39 45V44H38ZM57 45H59V43L57 44ZM61 46H62V43L60 44ZM59 45V46H60ZM77 45H79V44H77L76 43V46ZM117 45V44H116ZM163 45V42H160V46L158 45L157 46V48L159 47L160 49H162V52L160 53V55L163 57V55H162V53H164L165 54V56L167 55V50L165 49V47H161ZM201 45V44H200ZM203 45V44H202ZM213 45V44H212ZM229 45H231V44H229ZM52 46V45H51ZM60 46V47H61ZM80 46V45H79ZM79 46H77V47H79ZM90 46V45H89ZM123 46V45H122ZM204 46V45H203ZM210 46V45H209ZM1 47H2V45H1ZM45 47V46H44ZM60 47H58L59 49H60ZM81 47V46H80ZM79 47V48H80ZM96 47V46H95ZM99 47V46H98ZM97 47V48H98ZM201 47V46H200ZM222 47V46H221ZM52 48V47H51ZM96 48V49H97ZM123 48V47H122ZM151 48H153V47H151ZM156 48V46L154 45V49ZM208 48V47H207ZM206 48V49H207ZM223 48V47H222ZM225 48V47H224ZM223 48V49H224ZM231 48V47H230ZM234 48V47H233ZM54 49V48H53ZM93 49H95V48H93ZM199 49V48H198ZM209 49V48H208ZM239 49H241V48H239ZM55 50V49H54ZM92 50V49H91ZM106 50H108L107 52L109 53V55H107V52H106ZM120 50H121V48H120ZM230 50V49H229ZM85 51L87 52V51H89L90 52V50H89V47H88V45H86V48H85ZM96 51H98V50H96ZM98 51V52H99ZM115 51H116V49H115ZM201 55H202V53L204 52L202 49H201ZM207 51V50H206ZM205 51V52H206ZM209 51V50H208ZM214 51V50H213ZM224 51V50H223ZM238 51V50H237ZM106 52V53H105ZM118 52V51H117ZM147 52V51H146ZM149 52V51H148ZM147 52V53H148ZM188 52V53H187ZM198 52L199 51H197V50H195V49H191L190 47H188V49H187V47H185V49H182V51L179 53L180 55H181V57L183 56V55H185V57L184 58H180L181 59V61L183 62V63H189V61H192V62H195V63H197V54H198ZM94 53V52H93ZM6 54V53H5ZM87 54V53H86ZM96 54H97V52H96ZM112 54H114L113 52H112ZM211 54H213V53H210V55ZM2 55V54H1ZM11 55V54H10ZM9 55V56H10ZM72 55H73V53H72ZM102 55V54H101ZM204 55V54H203ZM202 55V56H203ZM205 55L206 56H208L209 54H207V52L205 53ZM210 55H209V57H210ZM8 56V55H7ZM6 56V57H7ZM82 56V57H81ZM87 56V55H86ZM89 57L91 56V55H88ZM95 55L93 54L92 55V58H93V60L95 59V57H94ZM98 56V55H97ZM130 56V55H129ZM201 56V57H202ZM20 57V56H19ZM50 57H51V55H50ZM60 57V56H59ZM70 57V56H69ZM79 57H81V59H79V61H81L82 59H85V56H83V55H80ZM88 57V58H89ZM99 57V56H98ZM97 57V58H98ZM204 57V56H203ZM223 57V56H222ZM225 57V56H224ZM230 57V56H229ZM24 58V57H23ZM52 58H54V57H52ZM51 58V59H52ZM91 58V57H90ZM112 58V57H111ZM208 58V57H207ZM248 58H246L247 60H248ZM6 59V58H5ZM9 59H10V57H9ZM50 59V60H51ZM127 59V58H126ZM179 59V60H180ZM202 59V61L204 60V58H201ZM200 59V60H201ZM213 59V58H212ZM212 59H210V60H212ZM214 59H216V57L214 58ZM19 60H21V57H20V59ZM54 60V59H53ZM77 60V59H76ZM97 60V59H96ZM179 60H176L175 61V63H176V71H180L181 73H182V67L183 66H185L186 64H183L182 62H180ZM199 60V59H198ZM199 60V61H200ZM219 60H220V53H219ZM233 60V59H232ZM236 60V59H235ZM239 60H240V62H241V64L242 65H247V64H245L246 62H242V58H239ZM10 61V60H9ZM8 61V62H9ZM48 61H49V59H48ZM78 61V62H79ZM127 61H128V59H127ZM205 61V60H204ZM238 61V60H237ZM11 62V61H10ZM21 62V61H20ZM71 62V61H70ZM74 62V61H73ZM92 62V61H91ZM95 62V61H94ZM141 62V61H140ZM207 62V61H206ZM253 62H254V64H253ZM12 63H13V61H12ZM19 63V62H18ZM134 63V62H133ZM132 63V60H131V64H133ZM200 63V62H199ZM209 63H210V61H209ZM255 63L257 64V65H255ZM127 64V63H126ZM202 64V63H201ZM206 64V63H205ZM12 65V64H11ZM15 65L16 64H14V66L13 67H15ZM119 65V64H118ZM121 65V64H120ZM123 65V64H122ZM125 65V64H124ZM128 65V64H127ZM142 65V64H141ZM189 65V64H188ZM187 65V66H188ZM208 65V64H207ZM223 65V64H222ZM236 66H237V64H235ZM234 65V66H235ZM264 65V64H263ZM69 66L71 67V65L69 64ZM108 66H111V67H109L108 68ZM154 66V65H153ZM206 66V65H205ZM227 66V65H226ZM232 66V65H231ZM233 66V67H234ZM241 66V65H240ZM1 67V66H0ZM19 67V66H18ZM67 67V66H66ZM85 67H88L87 69L85 68ZM155 67V66H154ZM208 67V66H207ZM239 67V66H238ZM246 67V66H245ZM263 67V66H262ZM95 68V67H94ZM93 68V69H94ZM116 68H117V66H116ZM158 70H160V67L158 66ZM242 68H243V66H242ZM4 69H5V67H4ZM16 69V68H15ZM18 69V68H17ZM64 69V68H63ZM76 69V68H75ZM124 69V68H123ZM130 69V68H129ZM134 69H136L135 67H134ZM132 70V68L130 69V70H132L133 72L134 71H136V70ZM200 69V68H199ZM212 69H213V67H212ZM222 69V68H221ZM72 69H70V71H71ZM95 70V69H94ZM93 70V71H94ZM124 70H127V69H124ZM123 70V71H124ZM129 70V71H130ZM188 70V69H187ZM219 70V69H218ZM234 71V69H232L231 68V72H233ZM237 70H239L240 71V69H237ZM236 70V71H237ZM10 71V70H9ZM92 71V70H91ZM116 71H118L119 72V70H118V68L116 69ZM122 71V72H123ZM131 71V72H132ZM228 71H229V69H228ZM246 71H247V69H246ZM49 72V71H48ZM68 72V71H67ZM67 72H65L64 71V73H67ZM74 72V71H73ZM132 72V73H133ZM212 72H213V70H212ZM230 72V75L232 74ZM238 72V71H237ZM248 72V73H249ZM42 73H44V72H42L41 71V73L40 74H42ZM78 73V72H77ZM76 73V74H77ZM94 73H96V74H94ZM119 73H121V72H119ZM126 73V72H125ZM129 72H127V74H128ZM235 73V72H234ZM247 72H245V74H246ZM248 73L246 74V76L248 75ZM17 74V73H16ZM46 74V73H45ZM49 74H50V72H49ZM49 74H47V76L49 75ZM94 74V75H93ZM121 74H123V73H121ZM135 74V73H134ZM137 74V73H136ZM212 74H214V73H211L210 74V76L212 75ZM239 75L241 74V73H238ZM237 74V75H238ZM3 75V74H2ZM19 75V74H18ZM21 75V74H20ZM35 75V74H34ZM44 75V74H43ZM42 75V76H43ZM70 75V74H69ZM75 75V74H74ZM120 75V74H119ZM228 75H229V72H228ZM233 75V74H232ZM244 75V74H243ZM242 75V76H243ZM1 76V75H0ZM6 76V75H5ZM4 76V77H5ZM52 76V75H51ZM66 76H68V74L66 75ZM117 76V75H116ZM123 76V75H122ZM128 76H129V74H128ZM134 76V75H133ZM220 76V75H219ZM245 76V78H247ZM3 77V76H2ZM7 77V76H6ZM5 77V78H6ZM21 77V76H20ZM44 77H46V76H44ZM43 77V78H44ZM49 77V76H48ZM48 77H46L47 79L46 80H48ZM97 77L99 78V80L97 79ZM118 77V76H117ZM204 78H203V80H207L206 79V77L205 76H203ZM212 77V76H211ZM223 77V76H222ZM233 77H234V75H233ZM244 77V76H243ZM14 78V77H13ZM12 78V79H13ZM17 78V77H16ZM15 78V79H16ZM37 78H39V77H37ZM40 78H41V76H40ZM42 78V79H43ZM52 77H50L49 79H51ZM89 78H91L90 80H89ZM96 78V80H98V81H93V79H95ZM241 78V77H240ZM245 78H243V79H245ZM18 79V78H17ZM16 79V80H17ZM36 79V78H35ZM57 79H59L60 80V78H57ZM117 79V78H116ZM217 79V78H216ZM2 80V79H1ZM9 80V79H8ZM33 80V79H32ZM39 80H41V79H39ZM61 80H63V79H61ZM60 80V81H61ZM71 80V79H70ZM122 80V79H121ZM211 80L213 81H215V78L214 77H212L211 78ZM220 79L218 78L217 79V81H219ZM226 80V79H225ZM225 80H224V82H225ZM11 81V80H10ZM18 81V80H17ZM41 81H43V80H41ZM48 81H51V80H48ZM57 81V80H56ZM55 81V82H56ZM65 81V80H64ZM63 81V82H64ZM112 81H114V83H112ZM209 81V80H208ZM12 82V81H11ZM11 82H10V84H11ZM21 82V81H20ZM33 82H35V81H33ZM39 82V81H38ZM46 82V81H45ZM44 82V83H45ZM53 82V81H52ZM59 82V81H58ZM67 82H68V84H67ZM224 82H220L219 84H217L219 87H218V89L219 88H221V90L219 89V92H220V94H217V96L219 95V96H224L225 98H226V100H227V102L229 103L228 105H227V107L229 108V109H231L232 108V106H231V104H233V103H231L230 104V102H232L233 101V98H231V96H232V92L233 91H235L236 90V86H235V84H233L232 85V83L230 82V84H231V86H230V84L229 83H224ZM6 83H8L7 81H6ZM5 83V84H6ZM31 83V82H30ZM41 83V82H40ZM49 83V82H48ZM47 83V84H48ZM68 86H71V85H73V83L72 82H70L69 81V77L66 79V82H65ZM129 83V82H128ZM131 83V82H130ZM216 83H218V82H216ZM234 83H235V81H234ZM245 83V84H244ZM1 84H2V81H1ZM52 84V83H51ZM59 84V83H58ZM76 84V83H75ZM92 84V83H91ZM125 84V83H124ZM132 84V83H131ZM138 84H139V82H138ZM244 84V85H243ZM35 85V84H34ZM49 86H50V84H48ZM52 85H55L54 83L52 84ZM63 85V84H62ZM95 84H93V86H94ZM132 85H134V84H132ZM239 85V84H238ZM9 86H12V85H9ZM17 86V85H16ZM16 86H14L15 88H14V90L15 89H17V87ZM58 87L59 86H61V85H57ZM122 86V85H121ZM126 86V85H125ZM136 86H138V85H136ZM216 86V85H215ZM214 85H213V87H214V89L216 88L217 89V87H215ZM8 87V86H7ZM54 87V86H53ZM55 87H56V85H55ZM54 87V88H55ZM72 87V86H71ZM91 87V86H90ZM124 87V86H123ZM133 87H135V86H133ZM132 87V88H133ZM211 87V86H210ZM1 88H3V87H1ZM1 88H0V91H1ZM11 88H13V86L11 87ZM48 89L50 88V87H47ZM46 88V89H47ZM92 88V87H91ZM91 88H89V89H91ZM131 88V89H132ZM235 88V90H233ZM5 89H6V87L3 89V91L5 92ZM51 89V88H50ZM59 89H61V88H59ZM68 89V87H63L62 88V91H65V90H67ZM70 89V88H69ZM94 89V88H93ZM124 89V88H123ZM187 89V88H186ZM252 89H253V87H252ZM7 90H8V88H7ZM7 90H6V92H7ZM20 90V89H19ZM19 90H15V92H18ZM31 90V89H30ZM92 90V89H91ZM90 90V91H91ZM118 90V89H117ZM12 91V90H11ZM29 91V90H28ZM28 91H27V93H28ZM51 91H53V90H51ZM133 91H135V89L133 90ZM137 91V90H136ZM190 91V90H189ZM209 92H210V88H209V90H208ZM26 92V91H25ZM47 92H49V91H47ZM209 92H207V93H209ZM19 93V92H18ZM51 93V92H50ZM151 93V91H147V95H146V97H145V99L146 100H148V101H144V100H140V102H139V104H138V106L136 107V108H140L141 110H142V112L143 113H145V114H148V115H152V114H154L155 112H157L159 109H161L162 108V102L161 101H159V102H156L154 105H151L150 103H149V100H151L152 98H150V99H147V97H148V95ZM213 93V92H212ZM11 94V93H10ZM14 94V93H13ZM17 94V93H16ZM15 94V95H16ZM20 94H21V92H20ZM29 94H31V93H29ZM53 94V93H52ZM69 94V93H68ZM87 94V93H86ZM90 94V93H89ZM93 94V93H92ZM92 94H90V95H92ZM4 95V94H3ZM47 95V94H46ZM45 95V96H46ZM54 95V94H53ZM61 95V94H60ZM88 95V94H87ZM211 94L209 93V96H210ZM20 96V95H19ZM18 96V97H19ZM145 96V95H144ZM6 97V96H5ZM5 97H4V99H5ZM28 96L26 95V99H28L27 98ZM63 97V96H62ZM66 97V96H65ZM91 97V96H90ZM92 97H93V95H92ZM91 97V98H92ZM95 97V96H94ZM1 98H3V97H1ZM15 98H17V97H15ZM15 98L14 97H10L8 100H7V106H9V107H11V111H13L14 113L17 111V108L18 107H16V103H12L14 100H15ZM24 98V97H23ZM44 98V96L42 97V99ZM47 98V97H46ZM112 98H114L113 100H112ZM142 99H143V97H141ZM140 98V99H141ZM213 98V97H212ZM216 98V97H215ZM26 99L24 98L23 99V101H26ZM78 99V98H77ZM93 99V98H92ZM172 102H173V104H176V98L174 97H172ZM193 99H194V101H193ZM197 99H199V98H197ZM232 99V100H231ZM6 100V99H5ZM28 100H30V99H28ZM46 100V99H45ZM50 100V99H49ZM139 100V99H138ZM231 100V101H230ZM23 101H22V103H23ZM82 101V100H81ZM136 101V100H135ZM217 102L219 101V98H217V100H216ZM27 103H28V101H26ZM30 102V101H29ZM77 102H79L78 100H77ZM143 102H146V105L144 106V105H142V103ZM193 102V103H192ZM192 105H194V106H196L195 105V102H197V100H196V98L194 97V96H192ZM217 102H214L213 101V105L211 104V102H210V100H208V103H207V105L209 106V108H210V111H211V113H212V107L213 106H216V104H217ZM235 102V101H234ZM260 102V103H259ZM263 102H264V99H263ZM25 103V102H24ZM31 103H33V99H32V102ZM43 103H45V102H43ZM47 103V102H46ZM51 103H52V101H51ZM69 103V102H68ZM97 104H98V101L96 102ZM57 104V103H56ZM134 105H135V103H133ZM144 104V103H143ZM245 104V103H244ZM243 104V105H244ZM19 105V104H18ZM76 105H77V103H76ZM191 105V104H190ZM246 105V104H245ZM244 105V106H245ZM249 105V104H248ZM7 106H6V108H7ZM24 106H26V105H24ZM32 106V105H31ZM35 106V105H34ZM42 106V105H41ZM47 106V105H46ZM51 106V105H50ZM55 106V105H54ZM58 106V105H57ZM66 106V105H65ZM89 106H91V105H89ZM199 106V105H198ZM212 106V107H211ZM27 107V106H26ZM81 107V106H80ZM190 107V106H189ZM250 107V106H249ZM254 107V106H253ZM264 107V106H263ZM38 108H40L39 106H38ZM44 108V107H43ZM42 108V109H43ZM50 108V107H49ZM66 108V107H65ZM90 108V107H89ZM103 108V107H102ZM111 108V107H110ZM109 108V109H110ZM187 108V107H186ZM193 107H191V109H192ZM198 108V107H197ZM217 108H218V106H217ZM251 108V107H250ZM8 109V108H7ZM19 109H20V106H19ZM27 109V108H26ZM33 109V108H32ZM63 109V108H62ZM72 109V108H71ZM74 109V108H73ZM78 109V108H77ZM76 108H75V110H77ZM97 109V108H96ZM112 109V108H111ZM110 109V110H111ZM6 110V109H5ZM23 110V109H22ZM35 110V109H34ZM47 110V109H46ZM82 111H83V109H81ZM93 110V109H92ZM26 111V110H25ZM59 111V110H58ZM74 111V110H73ZM96 111V110H95ZM109 111V110H108ZM189 111V110H188ZM187 111V112H188ZM0 112H2V111H0ZM22 112V111H21ZM27 112H29L28 110H27ZM37 112V111H36ZM53 112V111H52ZM76 112H78V111H76ZM89 112V111H88ZM110 112V111H109ZM187 112H182L183 114H186ZM190 113H191V111H189ZM202 112V111H201ZM60 113V112H59ZM74 112H72L71 114H73ZM80 113V112H79ZM86 113V112H85ZM99 113V112H98ZM193 113V112H192ZM29 114V113H28ZM36 114V113H35ZM40 115H41V113H39ZM61 114V113H60ZM76 114L77 113H75L74 115L75 116H73V117H75V119H73V120H76ZM179 114H181V113H179ZM188 114V113H187ZM195 114V113H194ZM202 114V113H201ZM1 115V114H0ZM18 115V114H17ZM22 115V114H21ZM44 115V114H43ZM68 115H70V113L68 114ZM88 114H86V116H87ZM170 117H172L174 114L173 113H170V114H168ZM191 115V114H190ZM11 116H13V114H11ZM11 116H10V118H11ZM18 116H20V114L18 115ZM28 116V115H27ZM31 116V115H30ZM62 116V115H61ZM72 116V115H71ZM84 116V115H83ZM133 116H134V118H135V120L137 121L138 119H139V116H140V114H139V112H135L134 114H133ZM186 116V115H185ZM9 117V116H8ZM33 117L35 118V116L33 115ZM90 117H92V116H90ZM95 117V116H94ZM174 117V116H173ZM193 117V116H192ZM234 117H237V116H235V114H234ZM2 118V117H1ZM5 118H7V116L5 117ZM26 118V117H25ZM29 118V117H28ZM41 118H43L42 116H41ZM39 119V120H41L40 122L42 123V119ZM56 119H57V117H55ZM196 118H197V116H196ZM200 118V117H199ZM3 119V118H2ZM1 119V120H2ZM21 119V118H20ZM49 119V118H48ZM52 119H53V117H52ZM86 119V118H85ZM85 119H83V120H85ZM96 118H94V120H95ZM99 119V118H98ZM100 119H101V116H100ZM106 119V118H105ZM108 119V118H107ZM111 119H112V116H111ZM164 119V118H163ZM201 119V118H200ZM235 119V118H234ZM4 120V119H3ZM23 120V119H22ZM26 120V119H25ZM38 120V119H37ZM39 120H38V122H39ZM69 120V119H68ZM81 120V119H80ZM82 120V121H83ZM97 120V119H96ZM15 121H17V119L15 120ZM35 121H36V118H35ZM60 121V120H59ZM104 121V120H103ZM3 121H1V123H2ZM8 123H9V121H7ZM34 122V121H33ZM38 122H36V123H38ZM48 122V121H47ZM62 122V121H61ZM72 122H74V121H72ZM80 122V121H79ZM88 122V121H87ZM100 122V121H99ZM111 122H112V120H111ZM211 122H216V123H218L217 121H215L213 118H211V121H210V123ZM16 123V122H15ZM50 123H51V121H50ZM49 123V124H50ZM56 123V122H55ZM55 123H53V124H55ZM75 123H77V122H75ZM105 123V122H104ZM191 123V122H190ZM190 123H183V122H181L180 121V123H179V130H180V132H181V135H182V138H183V140H184V142H197V141H199V139L201 138L202 139V137H203V135L201 134V133H199V135H197V131L195 130V128H192L190 131H187L186 130V128H184L183 129V127H184V125H190V127H193ZM192 123H193V125H194V127H199L198 126V124H197V122H193L192 121ZM227 123V125H226V127H224V134H229V131L230 130H232L233 129V131H232V133L234 132V129H235V127H243V124H242V122H240L239 124H234V123H232L231 121H227L226 122ZM246 123H248V122H246ZM3 124V123H2ZM7 124V123H6ZM10 124V123H9ZM30 124H31V122H30ZM34 124V123H33ZM43 124V123H42ZM52 124V123H51ZM63 124V123H62ZM68 124H70V123H68ZM253 125H254V123H252ZM252 124H251V126H252ZM1 125V124H0ZM14 125V124H13ZM19 125V124H18ZM36 125V124H35ZM39 125H40V123H39ZM58 125V124H57ZM102 125H104V124H102ZM112 125V124H111ZM218 125H219V123H218ZM8 126V125H7ZM15 126H16V124H15ZM23 126H25V128H26V125H23ZM23 126L21 127L20 126V129L21 128H23ZM76 126V125H75ZM106 126V125H105ZM170 126V125H169ZM168 126V127H169ZM181 126H183L181 129H180V127ZM211 126H213V124H211ZM3 128H6V127H4V126H2ZM1 127V128H2ZM10 127V126H9ZM19 127V126H18ZM17 127V128H18ZM61 127V126H60ZM76 127H78V125L76 126ZM86 127V126H85ZM113 127V126H112ZM59 128V127H58ZM81 128V127H80ZM114 128V127H113ZM20 129L18 128V130L20 131ZM26 129H28V128H26ZM63 129H64V127H63ZM83 129V128H82ZM166 129H168L167 127H166V125H164V127H159V129H158V131H164V130H166ZM256 129V128H255ZM4 130V129H3ZM7 130V129H6ZM5 130V131H6ZM12 132H13V130L12 129H10ZM22 130V129H21ZM69 130V129H68ZM111 130V129H110ZM115 130V129H114ZM113 130V131H114ZM119 131V129H116L115 131ZM121 130V129H120ZM179 130H177V131H179ZM200 129H198V131H199ZM8 131V130H7ZM10 131V132H11ZM72 131V130H71ZM122 131V130H121ZM132 131H135V134H140L138 131H136V130H134V129H131V130H129V132L131 133ZM251 131H252V129H251ZM26 132V131H25ZM30 132V131H29ZM28 132V133H29ZM102 132V131H101ZM107 132V131H106ZM111 132V131H110ZM129 132L127 133V134H121V132L119 131V134H121L122 135V137H121V141L120 142H116V144L115 145H111V147L108 149V146L106 145L107 144V142L106 141H104V143H103V146L102 147H104V148H102V150H103V164H104V167H106V169H105V172H106V174H107V172H109L110 170H108L107 169V167H110L111 166V162H112V167L113 168H115V166H116V170H115V172L113 173L114 175H116L117 177H120V178H122V179H124L125 181L126 180H129V179H131V181H133L134 182V180L135 179H138V180H136L137 182L139 181V179H141V181H139V184H138V186L137 187H135L134 185H135V182L133 183L134 185H131V186H128V185H124L125 184V181L123 182V184L120 182V181H117L115 178H113V177H110L109 179H110V181H109V179L108 180H99V179H101V177H103V176H106V175H103V174H101V173H99L100 175H97V177L95 178L96 179V181H95V183L97 182V181H100L99 183L97 182L96 184L97 185H99V184H103L99 189H96V187H95V190L97 191V192H101L102 190H103V193H104V198L102 197V199L100 200V202L98 203V205H97V208H96V210H95V217H92V218H90V215H88V214H86V223H81V225H80V227H82V229H79L78 230V232L80 231V233L79 234H77V235H79V240H77L76 239V237H73V238H75L78 242H79V244L78 245H80V249L81 248H83V253H85V255H84V257L82 258V260L83 261H86V264H96V262H100L101 264H103V261L102 260H100V261H96V260H94V258L96 259V257H99V256H101V255H103L104 253H106V255H104V256H108V258L109 257H114V256H117V257H121V256H126V264H192L191 263V261L186 257L185 259H183V253H184V251H181L180 249H179V246L180 245H183L184 247H185V249H187V251L188 252H190V250H191V252L190 253H192V250H194V249H196L198 246H199V243L197 242L196 244H195V242H194V240H193V238L191 237V235L189 234V232L187 231V225H189V226H191L192 227V230H193V234L196 236V234H197V231H198V229L200 228V226L202 225V223H201V221H199L198 220V218H197V214H198V210L202 207V206H204L203 207V209H202V212L205 214V215H207V214H209V212L207 211V206H206V204L208 203V202H206V204H205V200H206V198H207V196H209L213 201H217L218 200V198L217 197H212L211 196V194H209L208 193V188H209V182L210 181H212V179H213V176H214V173L212 172V169H210V170H205V171H201V169L199 168V167H201L200 165H201V163H200V165H193L192 164V166H188V164L186 165L185 163H188L187 161L189 160L188 158H189V156H190V153H186L187 155L186 156H184L183 158L181 157L180 158V156L179 155H181V153H185V149L186 148H183L182 146H180L179 148H175V147H177V146H179V145H182V139L181 138H174V139H172V141H171V143L169 142V147L170 148H173V149H175V151L177 150V151H179V149L182 151H180L181 153H176V155L178 154V157H177V161L176 160H173V159H171L170 157H169V155L167 156V158L168 159H166V161H168V163H169V168L171 169L172 167V169H174L175 167H174V165H176V167H177V164H179V166H178V168H179V172L177 173V177H172V176H169V175H164V174H161V176H157V173L159 172L157 169H159V167L161 166V161H160V159L161 160H165V159H163V158H160L158 161H160L159 162V164L156 166V168L155 167H153V166H151V165H149V167L147 168V170L149 171V172H146V173H148V175L147 176H145V174H144V172L143 173H137V171H135V170H137V168L136 169H134V166L137 164V163H135V149H137L136 151H138L137 152V155L136 156H138L139 157V154H146V153H148V152H151V148H149V145L147 144V142L145 141V140H142V141H140L141 142V146L139 145V144H135V145H131V144H134L135 143V140L137 139H135L134 141H131V142H129V143H125L126 141H129V140H131V134H129ZM253 132V131H252ZM7 132H5V134H6ZM31 133V132H30ZM29 133V134H30ZM71 133V132H70ZM69 133V134H70ZM87 133V132H86ZM96 133V132H95ZM115 133V132H114ZM117 133V132H116ZM124 133V132H123ZM250 133V132H249ZM1 134V133H0ZM4 134V133H3ZM3 134H1V135H3ZM4 134V135H5ZM8 134H10V133H8ZM7 134V136H9ZM14 134V133H13ZM20 134V133H19ZM24 135H25V133H23ZM28 134V135H29ZM65 134V133H64ZM72 134V133H71ZM102 134H103V132H102ZM109 134V133H108ZM209 134H210V130H208V136H209ZM12 135V134H11ZM15 136H19L17 133H15L14 134ZM22 135V134H21ZM68 135V134H67ZM104 135H106V134H104ZM127 135V136H126ZM110 136H112V134H110L109 136H107V137H110ZM132 136H136V135H132ZM246 136V135H245ZM251 136V134H249V138H252V137H250ZM254 136H256V140H255V144H256V147H254V150H255V148H257L258 147V143H259V141H262V139L261 138H264L263 136L261 137V138H259L260 136H261V132L258 134V133H255L254 134ZM52 137V136H51ZM116 137V136H115ZM114 137V138H115ZM242 137V136H241ZM4 138H6L5 136H4ZM8 138V137H7ZM9 138H11L10 136H9ZM13 138V137H12ZM104 138H105V136H104ZM111 138V137H110ZM109 138V139H110ZM27 139H28V137H27ZM47 139V138H46ZM242 140H243V138H241ZM240 139V140H241ZM248 139V138H247ZM3 140V139H2ZM10 140V139H9ZM13 140V139H12ZM17 140V139H16ZM89 140V139H88ZM107 140V139H106ZM118 140V139H117ZM5 141V140H4ZM19 141V140H18ZM21 141V140H20ZM25 141V140H24ZM108 141V140H107ZM225 141L226 142H228V140L227 139H225ZM245 141H246V138H245ZM29 142V141H28ZM27 142V143H28ZM139 142V141H138ZM139 142V143H140ZM200 142V141H199ZM19 143H22V141L21 142H19ZM19 143H17V144H19ZM34 143V142H33ZM42 143V142H41ZM48 143V142H47ZM50 143V142H49ZM71 143V142H70ZM113 143V142H112ZM111 143V141H110V144H112ZM125 143V144H124ZM198 143V142H197ZM239 143H241V142H239ZM253 143V144H254ZM3 144H5V143H3ZM10 144H11V142H10ZM9 143H7L6 145L8 146H11ZM26 144V143H25ZM24 144V142L22 143V145H25ZM28 144H30V143H28ZM35 144V143H34ZM43 144H45V141H44V143ZM43 144H42V146H43ZM72 144V143H71ZM70 144V145H71ZM1 145V144H0ZM5 145V146H6ZM50 145V144H49ZM63 145V144H62ZM61 145V146H62ZM167 145V144H166ZM166 145H163L164 147L163 148H165L166 147ZM167 145V146H168ZM172 145V146H171ZM1 146H3V145H1ZM17 147H18V145H16ZM113 146L116 148L115 150L113 149ZM16 147V148H17ZM21 147H23V146H21ZM26 147V146H25ZM47 147V146H46ZM56 147V146H55ZM169 147H168V149H169ZM241 147H242V145H241ZM1 149H2V147H0ZM4 148V147H3ZM20 148V147H19ZM19 148H17V149H19ZM45 148V147H44ZM160 148H161V146H160ZM247 148V147H246ZM5 149V148H4ZM11 149H13V147H11ZM10 149V150H11ZM48 149H49V147H48ZM60 149V148H59ZM65 149V148H64ZM99 149H101V148H99ZM158 149V148H157ZM156 149V150H157ZM8 150V149H7ZM16 150V149H15ZM56 150V149H55ZM162 150V149H161ZM166 150V149H165ZM172 150V149H171ZM243 150L245 151L246 149H244L243 148ZM252 150V149H251ZM257 150V149H256ZM255 150V151H256ZM4 151H6V149L4 150ZM3 151V152H4ZM17 151V153L19 154V150H16ZM46 151V150H45ZM64 151V150H63ZM254 151V153H252L251 155H254L257 159L259 158V153H261V152H255ZM258 151V150H257ZM259 151H261V150H259ZM11 152H13L12 150H11ZM11 152H10V155H11ZM29 152H30V150H29ZM28 152V153H29ZM62 152V151H61ZM67 152V151H66ZM72 152V151H71ZM154 152V151H153ZM156 152V151H155ZM243 152V151H242ZM5 153V152H4ZM22 153V152H21ZM32 153V152H31ZM48 153V152H47ZM56 153V152H55ZM168 153H170L169 151H168ZM167 153V154H168ZM3 154V153H2ZM5 154H7V152L5 153ZM30 154V153H29ZM34 154V153H33ZM51 154H52V152H51ZM63 154V153H62ZM62 154H61V156H62ZM151 154V153H150ZM153 154V153H152ZM162 154V153H161ZM172 154V156H173V152L171 153ZM238 154V153H237ZM237 154H233V155H230V156H228L229 158H231V160L228 162V164H227V170L229 171V175H232V172H234L233 170H235V171H237L238 173H241V169H240V167L239 166H237V167H235V164L236 163H238L237 162V159H239V161H242V159H243V157L241 156H239V155H237ZM246 154H247V152H246ZM245 154V155H246ZM250 154V152L248 153V155ZM12 155L14 156V154L12 153ZM20 155H22V154H20ZM35 155H36V153H35ZM53 155V154H52ZM57 155V154H56ZM182 155H184V154H182ZM251 155H249V156H251ZM261 155V154H260ZM24 156V155H23ZM27 156V155H26ZM30 156H32V154L30 155ZM39 156V155H38ZM54 156V155H53ZM108 156H110V158H111V160H110V162H108L109 161V159H108ZM154 156H155V153H154ZM162 156H164L165 158H166V156H165V154L164 155H162ZM192 156V155H191ZM10 157V156H9ZM22 157V156H21ZM20 157V158H21ZM37 157V156H36ZM137 157V158H138ZM144 158H145V155L143 156ZM156 157V156H155ZM193 157V156H192ZM24 158H26L27 159V157H24ZM39 158H41V157H39ZM44 158V157H43ZM46 158V157H45ZM54 159H51V160H41V161H43L42 163H41V161H40V165H41V168L40 169H37V170H40V172L41 173H51V174H49V177H50V175L51 176H53L52 174H57L56 173V168L54 169L53 167H55V163H56V156L55 157H53ZM143 158V159H144ZM150 158V157H149ZM23 159V158H22ZM22 159H20V160H22ZM36 159V158H35ZM37 159H38V157H37ZM60 159H62V158H60ZM139 159V158H138ZM147 159H148V157H147ZM191 159V158H190ZM16 160V159H15ZM28 160H29V155H28ZM57 160H59V158L57 157ZM149 160V159H148ZM153 160H154V158H153ZM193 160V159H192ZM197 160V159H196ZM247 160V159H246ZM245 160V161H246ZM4 161V160H3ZM11 161H12V159H11ZM23 161V160H22ZM29 161H31V160H29ZM140 161L142 162V160L140 159ZM147 160H145V161H143V162H146ZM150 162H151V160H149ZM262 161H264V160H261V162ZM23 162H27L26 160L25 161H23ZM38 162V161H37ZM61 162V161H60ZM62 162H64V161H62ZM61 162V163H62ZM142 162V163H143ZM155 162H156V160H155ZM185 162V163H184ZM196 162V161H195ZM194 162V163H195ZM242 162H244V161H242ZM11 163H13V162H11ZM31 163V162H30ZM34 163V162H33ZM70 163V162H69ZM90 163V162H89ZM94 163V162H93ZM148 163V162H147ZM153 163V162H152ZM157 163V162H156ZM165 163V162H164ZM163 163V164H164ZM32 164V163H31ZM35 164V163H34ZM34 164L32 165V166H34ZM65 164V163H64ZM92 164V163H91ZM145 164V163H144ZM162 164V165H163ZM198 164V163H197ZM17 165V164H16ZM19 165V164H18ZM29 165V164H28ZM27 165V166H28ZM39 165V164H38ZM66 165V164H65ZM95 165V164H94ZM138 165H139V162H138ZM147 165V164H146ZM189 165H190V162H189ZM259 165H261V164H259ZM20 166V165H19ZM29 166H31V165H29ZM29 166L28 167H26V166H24V167H26L27 169L29 168ZM98 166V165H97ZM117 166H119V167H117ZM140 166H141V164H140ZM148 166V165H147ZM167 166V165H166ZM262 166V165H261ZM16 167V166H15ZM100 167V166H99ZM138 167V166H137ZM163 167V166H162ZM162 167H160V168H162ZM234 167V168H233ZM243 167H244V172H246L247 170H246V165H243ZM32 168V167H31ZM34 168H36V167H34ZM88 168V167H87ZM97 168V167H96ZM111 168V167H110ZM145 168V167H144ZM164 168V167H163ZM167 168V167H166ZM168 168V169H169ZM191 168H194V170H192ZM211 168V167H210ZM262 168V167H261ZM22 169H23V165H22ZM42 169V170H41ZM89 169V168H88ZM140 169V168H139ZM169 169V170H170ZM171 169V170H172ZM176 169V168H175ZM174 169V170H175ZM209 169V168H208ZM251 169V168H250ZM260 169V168H259ZM28 170H30V169H28ZM31 170H33V169H31ZM58 170H60V169H58ZM66 170V169H65ZM113 170V169H112ZM141 170V169H140ZM158 172H157V171ZM164 170H165V168H164ZM178 170V169H177ZM262 170V169H261ZM18 171V170H17ZM78 171V170H77ZM151 171H153V172H155L156 174L155 175H151L150 174V172ZM168 171V170H167ZM176 171V170H175ZM33 172V171H32ZM38 172V171H37ZM36 172V174H34V175H37L38 174V176L40 175L39 173H37ZM68 173H70L69 171H67ZM76 172V171H75ZM103 172V171H102ZM21 173L22 174H25L24 172H22L21 171ZM29 173V172H28ZM31 173V172H30ZM65 173V172H64ZM111 173V172H110ZM119 173H121V174H119ZM161 173H162V171H161ZM164 173H165V171H164ZM171 173V172H170ZM172 173H173V171H172ZM171 173V174H172ZM235 173V172H234ZM250 173V172H249ZM255 173H256V171H255ZM254 173V174H255ZM76 174V173H75ZM74 174V175H75ZM89 174V173H88ZM139 174H144V178H143V176H139ZM158 174H160V172L158 173ZM167 174H169V173H167ZM176 174V173H175ZM189 174H191V176H188ZM236 174V173H235ZM241 174H243V173H241ZM20 175V174H19ZM26 175V174H25ZM32 175V174H31ZM42 175V174H41ZM162 175H164V176H162ZM234 175V174H233ZM249 175V174H248ZM260 175V174H259ZM263 175V174H262ZM43 176V175H42ZM60 176L62 177V175H61V173H60ZM68 176H70V175H68ZM68 176H67V179H69L68 178ZM80 176V175H79ZM93 176V175H92ZM115 176V177H116ZM174 176V175H173ZM176 176V175H175ZM238 175H235V176H233V179L234 180H236V177H237ZM243 176V175H242ZM261 176V175H260ZM13 177V176H12ZM24 177V176H23ZM26 177V176H25ZM49 177H47V178H49ZM254 177V176H253ZM15 178H16V176H15ZM27 178V177H26ZM37 178V177H36ZM41 178V177H40ZM52 178V177H51ZM180 178V179H179ZM189 178H191V179H196L195 181H193V180H188ZM201 178H203V179H201ZM247 178V177H246ZM9 179V178H8ZM11 179V178H10ZM43 179H45V178H43ZM52 179H54V178H52ZM73 179H75V178H73ZM92 179H94V178H92ZM179 179V180H178ZM202 180V183L200 182L201 180ZM258 179H260V178H258ZM2 179H0V181H1ZM13 180V179H12ZM15 180H17V179H15ZM20 180V179H19ZM23 180V179H22ZM27 180V179H26ZM32 180H33V178H32ZM37 180V179H36ZM66 180V179H65ZM76 180V179H75ZM78 180V179H77ZM77 180H76V182H77ZM119 180V179H118ZM199 180V181H198ZM14 181V180H13ZM29 182H30V180H28ZM46 181H48V179L46 180ZM46 181H45V183H44V185L45 184H47L46 183ZM58 181V180H57ZM56 181V182H57ZM69 181H70V179H69ZM85 181V180H84ZM130 181V180H129ZM204 181H207L208 183H204ZM246 181H248V180H246ZM14 182H16V181H14ZM56 182H52V181H49L48 182V186H54V184L56 183ZM73 182H74V180H73ZM10 183V182H9ZM32 183V182H31ZM79 183V182H78ZM82 183V182H81ZM81 183H80V185H81ZM131 183V182H130ZM242 183V182H241ZM244 183H246V185H247V182H244ZM1 184H3L2 182H1ZM11 184L12 183H10V185H8V186H6V188H8L9 186H11ZM41 184V183H40ZM75 184H77V183H75ZM88 184V183H87ZM93 184V183H92ZM126 184H127V182H126ZM206 184V185H205ZM14 185V184H13ZM34 185H36L35 184V182H34ZM43 185V186H44ZM70 185V184H69ZM252 185H253V183H252ZM41 186V185H40ZM47 186V185H46ZM125 186V187H124ZM0 187L2 188V185H0ZM35 187V186H34ZM42 187V186H41ZM41 187H39V188H41ZM61 187V186H60ZM121 189L122 187H124L123 189H122V191H124V195H119L118 194V191H116L117 189ZM5 188V189H6ZM28 188H30V187H28ZM89 188H90V186H89ZM94 187H92V189H93ZM4 189V188H3ZM250 189V188H249ZM2 190V189H1ZM27 190H29V189H27ZM30 190H32V189H30ZM44 190V189H43ZM72 190V189H71ZM79 190V189H78ZM91 190V189H90ZM4 191V190H3ZM42 191V190H41ZM65 191V190H64ZM95 191V192H96ZM82 192V191H81ZM90 192V191H89ZM4 193V192H3ZM2 193V194H3ZM28 194V193H27ZM69 194H72V193H69ZM96 194V193H95ZM92 195V200H93V198H96V195ZM185 194H187V198L185 197ZM86 195V194H85ZM221 195V198L222 199H224V201L226 202V199H227V197H228V193H227V196L225 195V194H223V193H221L220 194ZM258 194L256 193V196H257ZM23 196V195H22ZM78 196V195H77ZM253 196H255V195H253ZM100 197H101V195H100ZM0 198L2 199V197L0 196ZM17 198V197H16ZM26 198H28V196L26 197ZM26 198H24V200L26 199ZM0 199V200H1ZM33 199V198H32ZM31 199V200H32ZM97 199H99V197H98V194H97ZM80 200V199H79ZM84 200V199H83ZM88 200V199H87ZM3 201V200H2ZM33 201V200H32ZM31 201V202H32ZM36 201V200H35ZM91 201V200H90ZM26 202V200L24 201V203ZM1 203V202H0ZM21 203H23V202H21ZM23 203V204H24ZM33 203V202H32ZM35 203V202H34ZM33 203V204H34ZM70 203V202H69ZM72 203V202H71ZM3 204H4V202H3ZM25 204H27V202L25 203ZM36 204V203H35ZM43 204V203H42ZM93 203H91V205H92ZM134 204H136V207H134ZM14 205V204H13ZM22 205V204H21ZM32 205V204H31ZM30 205V206H31ZM65 205V204H64ZM72 205V204H71ZM2 206V205H1ZM15 206V205H14ZM29 206V207H30ZM33 206V205H32ZM32 206L30 207V208H32ZM75 206H76V204H75ZM78 206L79 207H81L82 209L83 208H85L84 206H83V204H82V201L80 200V202L78 203ZM13 207V206H12ZM27 207V206H26ZM34 207V206H33ZM63 207V206H62ZM65 207H66V205H65ZM15 208H16V206H15ZM91 208V207H90ZM216 208V207H215ZM14 209V208H13ZM20 208H18V210H19ZM26 209V208H25ZM29 209V208H28ZM27 209V210H28ZM42 209V208H41ZM17 210V211H18ZM22 211H23V209H21ZM36 210V209H35ZM223 210V209H222ZM15 211V210H14ZM32 211H34V210H32ZM37 211H39V212H41V210H39V208H38V210ZM43 211V210H42ZM44 211H46V210H44ZM78 211V210H77ZM80 211V210H79ZM92 211H93V209H92ZM27 212V211H26ZM30 212V211H29ZM36 212V211H35ZM34 212V213H35ZM38 212V213H39ZM76 212V211H75ZM82 212V211H81ZM91 212V211H90ZM100 212H102L101 214H100ZM213 212H214V210H213ZM23 213V212H22ZM25 213V212H24ZM33 213V212H32ZM37 213V212H36ZM68 213H69V211H68ZM80 213V212H79ZM83 213V212H82ZM246 213V212H245ZM247 213H249V212H247ZM256 213H257V211H256ZM18 214V213H17ZM40 214V213H39ZM64 214V213H63ZM73 214H74V212H73ZM101 216H100V215ZM27 215V214H26ZM34 215V214H33ZM38 215V214H37ZM41 215H44L43 213H41ZM47 215V214H46ZM77 215H79V214H77ZM82 215V214H81ZM248 215V214H247ZM261 215H262V213H261ZM18 216V215H17ZM28 216H29V213H28ZM32 216V215H31ZM35 216H36V214H35ZM39 216V215H38ZM64 216V215H63ZM67 216V215H66ZM253 216L254 215H252V217H251V219L253 218ZM27 217V216H26ZM44 217H46V216H44ZM43 217V218H44ZM69 217V216H68ZM79 217V216H78ZM23 218V217H22ZM24 218H25V216H24ZM24 218L22 219V220H24ZM33 218V217H32ZM42 218V219H43ZM75 218V217H74ZM73 218V219H74ZM82 218V217H81ZM85 218V217H84ZM213 218V217H212ZM211 218V219H212ZM255 218H257V216L255 217ZM258 218H259V215H258ZM20 219V218H19ZM27 220H28V218H26ZM31 219V218H30ZM36 219V218H35ZM66 219H67V217H66ZM65 219V220H66ZM72 219V218H71ZM160 219H161V222H166L168 219H169V221H170V224H171V227H173V228H171V234L168 236V237H165V236H159V232H158V230H157V224L158 223H161V222H159L160 221ZM188 219V220H187ZM40 221H41V219H39ZM59 220V219H58ZM70 220V219H69ZM79 220H80V218H79ZM197 220L199 221V223H198V228H197ZM232 220V219H231ZM253 220V219H252ZM251 220V222L248 220V218H245V216H244V213H241V216H239L238 217V219H237V224H235V226H234V233L235 234H237V236H239V238L236 240L237 241V243L236 244H239L238 246H240L242 243L244 244V241H245V243L247 242L248 243V249H246L245 248V252H251V251H253V250H257L256 248H255V245H256V243H257V241L256 240H260V238L261 237H263L264 236V233H262V235H260V234H258L257 236H258V238H253V236L252 235H254L253 233H255L256 231H258L259 230V228L261 229L263 226H261V225H255L254 224V222ZM256 220V219H255ZM34 222H35V220H33ZM32 220L30 221V222H33ZM260 221V220H259ZM23 222V221H22ZM22 222H20L21 223V225H23L22 224ZM29 222V223H30ZM37 222H39V221H37ZM36 222V223H37ZM45 222V221H44ZM59 222H60V220H59ZM63 222V221H62ZM67 222H68V219H67ZM72 222V221H71ZM70 222V223H71ZM220 222H221V220H220ZM42 223V222H41ZM114 223V224H113ZM257 223V222H256ZM260 223H261V221H260ZM25 224H27V223H25ZM30 224H33V223H30ZM30 224H28V225H30ZM38 224V223H37ZM45 224V223H44ZM72 224V223H71ZM217 224H218V222H217ZM263 224V223H262ZM20 225V224H19ZM28 225H26V227L28 226ZM34 225H35V223H34ZM32 226V227H36V226ZM39 225V224H38ZM37 225V227H38V230H39V226ZM69 225V224H68ZM30 226V227H31ZM45 226V225H44ZM44 226H41V228L42 227H44ZM77 226V225H76ZM232 226V225H231ZM17 227H18V225H17ZM22 227V226H21ZM20 227V228H21ZM25 227V228H26ZM31 227V228H32ZM68 227V226H67ZM71 227H73V225L71 226ZM78 227H79V225H78ZM186 227V228H185ZM214 227H215V225H214ZM11 228V227H10ZM10 228H9V230H10ZM13 228H15V227H13ZM20 228H18L19 230H20ZM24 227H23V229L25 230V231H27L26 229H25ZM28 228V227H27ZM34 228H33V230L32 231H34ZM76 228V227H75ZM114 228H116V229H118V230H124V233H123V235L121 236V235H119L118 233H116L113 229ZM220 228V227H219ZM17 229V228H16ZM30 229V228H29ZM13 230V229H12ZM35 230H36V228H35ZM67 230H68V228H67ZM75 230L76 229H74V232H75ZM170 230V229H169ZM169 230L168 229H166V230H164L166 233L167 232H169ZM232 230V229H231ZM8 231V230H7ZM30 231V230H29ZM37 231V230H36ZM70 231V230H69ZM228 231H230V230H228ZM261 231H262V229H261ZM71 232V231H70ZM69 232V233H70ZM227 232V231H226ZM7 233H9V232H7ZM24 233V232H23ZM26 233V232H25ZM38 233V232H37ZM260 233V232H259ZM10 234V233H9ZM19 234V233H18ZM17 234V232L16 233H14V234H10V235H12V240H11V244L10 245H12V246H14L15 245V243L18 245L19 244V247L17 248V250H18V253L19 254H16V251L14 250V248L15 247H10V250H8V252H9V256H8V264H14V263H18V261H19V257L21 256V254H23V256H24V254L25 253H23L25 250H26V252H27V249H25L23 246H24V242H27L26 240L24 241L23 240V238L20 236V235H18ZM68 234V233H67ZM73 234V233H72ZM71 234V235H72ZM76 234V233H75ZM233 234V233H232ZM231 234V235H232ZM24 235V234H23ZM30 235V234H29ZM74 235V234H73ZM230 235V236H231ZM234 235V234H233ZM232 235V236H233ZM9 236V235H8ZM32 236V235H31ZM36 236V235H35ZM75 236V235H74ZM6 237V236H5ZM122 237L124 238L123 240H122ZM255 237V236H254ZM7 238V237H6ZM67 238H69L70 239V236L69 237H67ZM121 238V240L119 241V239ZM224 238V237H223ZM222 238V239H223ZM229 238V237H228ZM30 239V238H29ZM74 239V240H75ZM263 239V238H262ZM262 239H261V242H263L262 241ZM32 240V239H31ZM229 240V239H228ZM230 240H232V239H230ZM191 241V242H190ZM235 241V240H234ZM69 242V241H68ZM74 242V241H73ZM118 242H119V244H118ZM206 242V241H205ZM229 243V242H228ZM27 244V243H26ZM29 244V243H28ZM61 244V243H60ZM59 244V245H60ZM230 244V243H229ZM233 244H234V242H233ZM242 244V245H243ZM64 245V244H63ZM241 245V246H242ZM245 245V244H244ZM8 246V245H7ZM29 246V245H28ZM52 246H53V244H52ZM61 246V245H60ZM59 246V247H60ZM66 246V245H65ZM64 246V247H65ZM195 246V247H194ZM206 246V245H205ZM210 246V245H209ZM215 246H217L218 248H221L222 247V241H219L218 240V238H217V242H216V245ZM225 246V245H224ZM228 246V245H227ZM234 246H235V244H234ZM237 246V247H238ZM246 247H247V245H245ZM76 247H77V245L75 244V243H73V244H69V245H67V247H65L66 248V250H65V252H64V256L66 257H68V253H70L71 251H73V249H75V251L77 250L76 249ZM23 248L25 249L24 251H23ZM203 248H207V247H203ZM4 249V248H3ZM2 249V250H3ZM7 249V248H6ZM39 249V248H38ZM201 249V248H200ZM36 250V249H35ZM60 249H58L57 251H59ZM64 250V249H63ZM79 250V249H78ZM223 250V249H222ZM0 251H1V249H0ZM80 251V250H79ZM202 251V250H201ZM200 251V252H201ZM127 252V253H126ZM203 252V253H202ZM201 253V255L203 256L205 253H206V251H205V249H204V251H202ZM212 252H213V250H212ZM225 252V251H224ZM59 253V252H58ZM57 253V254H58ZM75 253V252H74ZM77 253H78V251H77ZM207 253H208V251H207ZM206 253V254H207ZM214 253H216V251H215V249H214ZM0 254H3V253H0ZM7 254V253H6ZM62 254V253H61ZM246 254V253H245ZM60 254H58V256H59ZM70 255V254H69ZM72 255V254H71ZM73 255H75V254H73ZM82 255V254H81ZM80 255V256H81ZM198 255H199V253H198ZM214 255H216V254H214ZM247 255V254H246ZM4 256H6V255H4ZM60 256H62V255H60ZM79 256V257H80ZM202 256H199V259H201V261H197V259H195V258H193V259H195L194 261H195V263L197 262V264H205V262H206V260L205 259H202ZM235 256H237V255H235ZM263 256V255H262ZM33 257V256H32ZM36 257V256H35ZM40 257V256H39ZM64 257V258H65ZM75 257V256H74ZM216 257V256H215ZM241 257H242V259H241ZM239 259H241V260H244V258L245 257H243V256H241ZM249 257V256H248ZM21 258H24V257H21ZM29 258V257H28ZM55 258H57L56 257V253H55V255H54V257H53V259L55 260ZM70 258H71V256H70ZM76 259H77V257H75ZM119 258H118V260H119ZM217 258V257H216ZM2 259H3V257H2ZM1 259V260H2ZM33 259V258H32ZM38 259V258H37ZM61 259H62V257H61ZM75 259V260H76ZM79 259V258H78ZM110 259V258H109ZM171 259V260H170ZM234 259V258H233ZM232 259V260H233ZM249 259V258H248ZM4 260V259H3ZM6 260H7V257H6ZM25 260H28V259H25ZM42 260V259H41ZM66 260V259H65ZM69 260V259H68ZM72 260H73V258H72ZM75 260H73L72 262H74ZM80 260H81V258H80ZM81 260V261H82ZM106 260V259H105ZM113 260V259H112ZM112 260L110 259L109 261H111L112 262ZM217 260V259H216ZM215 260V261H216ZM223 260H225L224 258H223ZM252 260H253V258H252ZM21 261V260H20ZM43 261V260H42ZM48 262H49V264H52L53 262H57V259L55 260V261H53V262H50L49 260H47ZM7 262L5 263V264H7ZM22 262V261H21ZM45 262V261H44ZM58 262H61V261H59L58 260ZM64 262V261H63ZM107 263H110V262H108V260L106 261ZM106 262L104 263V264H106ZM120 262V261H119ZM212 262V261H211ZM222 262V261H221ZM239 262H241L240 260H239ZM238 262V263H239ZM20 263V262H19ZM34 263V262H33ZM42 263V262H41ZM65 263V262H64ZM71 263V262H70ZM70 263H68V264H70ZM75 263V262H74ZM73 263V264H74ZM83 263V262H82ZM81 262L80 263H77V264H82ZM124 263V262H123ZM35 264H36V260H35ZM43 264V263H42ZM54 264V263H53ZM59 264H61V263H59ZM72 264V263H71ZM111 264V263H110ZM113 264V263H112ZM119 264V263H118ZM212 264V263H211Z\"/></svg>","mask_w":264,"mask_h":264}]
</instances>
